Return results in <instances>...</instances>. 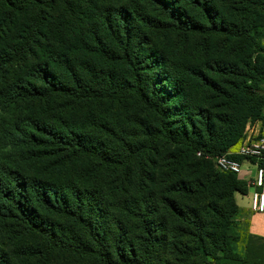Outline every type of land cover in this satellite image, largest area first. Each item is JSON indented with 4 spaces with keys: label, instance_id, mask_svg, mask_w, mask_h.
I'll return each instance as SVG.
<instances>
[{
    "label": "trees",
    "instance_id": "1",
    "mask_svg": "<svg viewBox=\"0 0 264 264\" xmlns=\"http://www.w3.org/2000/svg\"><path fill=\"white\" fill-rule=\"evenodd\" d=\"M259 120L264 0H0V264H264Z\"/></svg>",
    "mask_w": 264,
    "mask_h": 264
},
{
    "label": "built area",
    "instance_id": "2",
    "mask_svg": "<svg viewBox=\"0 0 264 264\" xmlns=\"http://www.w3.org/2000/svg\"><path fill=\"white\" fill-rule=\"evenodd\" d=\"M234 154L254 166V176L247 173L243 181H247L248 187L252 189L250 194L251 211L264 215V125L259 133L247 129L242 144ZM213 162L215 168L221 173H230L237 177L242 174L241 162L226 155L215 157Z\"/></svg>",
    "mask_w": 264,
    "mask_h": 264
},
{
    "label": "crops",
    "instance_id": "3",
    "mask_svg": "<svg viewBox=\"0 0 264 264\" xmlns=\"http://www.w3.org/2000/svg\"><path fill=\"white\" fill-rule=\"evenodd\" d=\"M252 130L255 132L254 128ZM261 130H258L257 133H259ZM235 153V152H234ZM242 174L241 176H238L237 178L241 181L245 179L247 176V173H250V176H254V166L247 161H242ZM244 182V181H243ZM247 184V181H245ZM252 192V189L248 187L247 185V191L246 194L242 195L239 193H236L234 195V199L236 202V205L239 209V215L241 220L246 222V231L249 235L256 236L259 238L264 239V215L258 214L251 211L250 208V194Z\"/></svg>",
    "mask_w": 264,
    "mask_h": 264
},
{
    "label": "rangeland",
    "instance_id": "4",
    "mask_svg": "<svg viewBox=\"0 0 264 264\" xmlns=\"http://www.w3.org/2000/svg\"><path fill=\"white\" fill-rule=\"evenodd\" d=\"M264 125V120L261 121H256V122H253V121H249L245 127V130H244V133H243V139L245 138L246 136V130L247 129H252L254 128L255 131H258V130H261L262 127ZM242 139V141H243ZM242 141L240 144H242ZM240 144L238 146H236L235 148H233L231 150V153H234L237 151L238 147L240 146ZM235 223H236V235H237V241L236 243H234V249L238 251V254H242L243 251L246 250V248H249V247H257L259 246V243L251 238L249 239H245L246 236H248L247 234V231H246V222L241 220L240 218V215H239V212H238V215H237V218L235 220Z\"/></svg>",
    "mask_w": 264,
    "mask_h": 264
}]
</instances>
